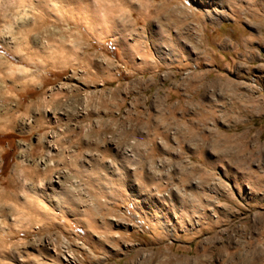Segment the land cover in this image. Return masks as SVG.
Wrapping results in <instances>:
<instances>
[{"label": "rangeland", "instance_id": "rangeland-1", "mask_svg": "<svg viewBox=\"0 0 264 264\" xmlns=\"http://www.w3.org/2000/svg\"><path fill=\"white\" fill-rule=\"evenodd\" d=\"M262 260L264 0H0V264Z\"/></svg>", "mask_w": 264, "mask_h": 264}, {"label": "bare ground", "instance_id": "bare-ground-1", "mask_svg": "<svg viewBox=\"0 0 264 264\" xmlns=\"http://www.w3.org/2000/svg\"><path fill=\"white\" fill-rule=\"evenodd\" d=\"M253 264H264V260H262V263H259V262L256 263V261H253Z\"/></svg>", "mask_w": 264, "mask_h": 264}]
</instances>
